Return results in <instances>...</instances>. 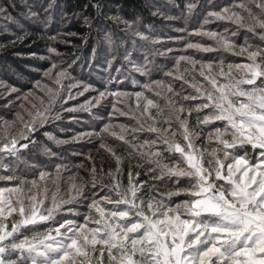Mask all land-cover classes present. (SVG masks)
Here are the masks:
<instances>
[{"label":"snow or ice","instance_id":"1","mask_svg":"<svg viewBox=\"0 0 264 264\" xmlns=\"http://www.w3.org/2000/svg\"><path fill=\"white\" fill-rule=\"evenodd\" d=\"M25 7L26 12H19L16 0H0V50L25 44L32 35L27 22L38 23L46 32L51 13L59 5L49 0L42 6L43 16L32 5ZM83 7L79 18L89 28L91 11L97 19L104 17L117 27L123 24L125 34L140 40L162 47L183 44L181 49L165 47L155 55L183 54L176 55L174 70L164 73L171 79L150 81L141 85V91L128 92L109 86L123 83L117 77L102 81L100 88L74 80L70 69L79 57L67 67L63 60L58 62L64 55L55 47L59 32L48 37L53 43L47 54L28 53L32 59L47 62V67H35L40 78L27 93L17 96L27 102L20 105L22 112L0 127V171L10 173L0 175V181L14 182L0 187V264H264V0H233L219 10L207 11L198 27L177 29L166 40L134 30L140 17L126 19L120 0H87ZM198 7L203 6L188 0L182 16L193 15ZM159 14L158 10L153 13ZM218 21L234 27L222 32L205 28ZM242 31L245 38L238 43L233 37ZM248 34L260 43H250ZM104 36L111 47L113 33L105 31ZM191 37H206L213 43L193 42ZM60 42L69 43L66 38ZM188 50L230 53L246 62L226 63L222 56L196 58ZM117 55L105 57L108 68ZM123 58L136 72L148 74L147 56L145 64L138 65L125 49ZM65 80L74 82L65 84ZM175 81H181L178 88ZM0 87L8 95L19 91L2 81ZM144 90L156 97L163 94L164 103L149 98ZM85 93L95 95L65 107ZM109 97L111 111L99 117V128L75 132L66 139L47 131L43 135L58 148L83 145L95 137L100 141L97 151L108 153L115 168L98 170L89 155L86 159L93 163L85 169L86 176L79 171L65 176L70 168L79 170L83 165H69L63 152L45 145L44 154L53 170L33 165L31 179L16 174L11 162L19 161L23 150L31 151L46 125L64 119V113L96 116L93 110L104 107ZM122 97H135L136 107H119ZM193 113L195 122L191 123ZM118 117L136 124L112 123ZM68 119L82 122L76 115ZM139 133L151 135L141 139ZM108 136L129 146L128 157L138 159L137 167L148 165L145 174L151 184L138 179L141 173L133 171L131 163L127 184L122 182L125 158L106 142ZM72 155L82 153L73 151ZM165 181L187 187L159 192L157 182ZM180 196L185 198L173 201ZM73 204L86 209L82 221Z\"/></svg>","mask_w":264,"mask_h":264},{"label":"rangeland","instance_id":"2","mask_svg":"<svg viewBox=\"0 0 264 264\" xmlns=\"http://www.w3.org/2000/svg\"><path fill=\"white\" fill-rule=\"evenodd\" d=\"M188 2V0H156L153 2L154 6V12L159 11V15H153L157 19L165 22L164 26H150L147 24H144L141 22L134 25V30L138 29L139 31L144 32L146 35H149L150 37L160 38L161 40H166L168 35H176L177 29L187 27L189 31H191L193 28H196L199 26V23L203 21V17L206 14L207 11L211 10H219L220 7L229 5L233 3V0H220L219 2L217 0H211L207 4H201L197 2L199 5H202L203 7H198L196 13H194L191 16H182V12L184 9V4ZM182 5V7L180 6ZM43 6V5H42ZM39 10H34L39 13H41V16L44 15L43 7ZM36 8V7H35ZM153 12V13H154ZM70 22V19H67L62 11V9H56L51 13V17L48 20V27L46 30L47 36V42L45 43V46L43 47L42 51L38 53L39 55H45L47 54V47L49 44H52L53 42L48 39L50 36L56 35L58 32L61 34L63 32V28L66 27ZM26 27L30 30V32H42L41 26L34 22L30 21L27 22ZM123 24L119 25L118 29L115 31H108L106 29L100 30L96 28V31L100 32L101 38L99 39V44L95 47L93 50V53L89 60H87L85 65H82L80 61H76V63L72 64L73 57H65L63 55L61 58H58L59 60L64 61V66L67 67L68 64H72V67L70 69L71 76L74 78V80H81L85 83L92 84L93 87L100 88L102 81H107L110 77H117L120 80L123 81L121 84H113L109 85L112 88H119L123 91L128 92H134V91H141V85L144 83H148L150 81L154 80H169L171 78L165 77L164 73L170 69H173V65L175 63V57L178 54H183L181 52L174 51L172 54L161 56V55H155L154 53L159 51H164L165 47H172L173 49H181L183 48V44H174L169 43L165 45L164 47L161 46V44H153L151 40H140L139 38H135L131 36V33L125 34L123 31ZM166 27V28H165ZM225 27H229L230 29L233 28V25L228 24L227 22H213L208 25H205L206 29H212L219 32H222ZM105 31L113 33V41L114 44L109 47L108 43L105 40L104 33ZM64 34V33H62ZM61 34V35H62ZM57 37V41L55 42V46L57 44H60L63 39L61 37ZM245 38V33L242 31L237 37H233L234 40H236L238 43H243ZM249 42L252 44H258L260 43L257 39L251 36V34H248ZM133 39L135 40V43H133ZM190 39L193 40V42L199 41L201 43L205 44H211L213 41L208 40L206 37H191ZM121 40L124 41L123 45H121ZM125 49L131 52V60L138 65H144L145 64V56L148 57V63L146 65V68L148 70L147 75H141L139 72H136L133 64L129 63L128 61L124 60V52ZM2 50H0L1 53ZM117 55L116 60L113 61L111 68L107 67L105 57L108 56L109 59H111L112 55ZM188 54L194 55L196 58H203L208 59L209 57H216V56H222L225 60L229 59L228 56H231L230 53H197L194 50H188ZM27 59L32 60V65L29 67V72L31 74V79L28 81V83L23 84L22 81H16L14 79L13 83L11 81H4L2 75H0V81L3 82V85L5 86H11L19 91L17 93H12L11 95H8L4 92V87H0V93H4L2 96H0V127H3V121H13L16 120V114L18 112H22V109L20 108V105L22 103H27L26 101H23L21 99H17L18 95H22L23 93H27L33 85V82L36 79H39L38 73L34 70L37 65L43 64L45 67H47V62H42L39 60H35L30 58L29 56H25ZM237 59V58H236ZM231 62L235 63L236 61L234 59H230ZM246 62L245 58L239 57L238 62L236 63H242ZM183 67V63L181 65V68ZM116 69H119L120 71L117 72ZM174 70V69H173ZM13 80V79H12ZM133 80L136 81L135 84H133ZM74 81L65 80L64 83L68 84ZM181 81H175L174 86L179 87ZM191 91V89H188ZM75 91V89L73 90ZM145 91V95L149 98L158 99L161 104L164 103L163 94L161 97H156L153 92ZM90 95H95V93H85L84 96H80L75 100H69L68 104L65 105V107H70L75 104L83 103L86 98H88ZM112 100V97H109L107 101L103 102L104 107L100 109H94L93 111L97 113L96 116H92L89 113H64V119L61 121H57L56 123L52 125H46L42 130H45L46 128L52 127L55 129V132L53 133L55 136H57L60 139H66L68 137H71L75 132L89 130L92 127L99 128L100 126V119L99 117L101 115L106 116L108 111H111V105L109 101ZM131 105L132 107H136L137 101L135 97H131L130 99L127 97H122L119 103V107L124 108L127 110L128 106ZM194 114V113H193ZM192 114V116H193ZM76 115L81 118V123L77 124L75 122L69 121L68 117ZM190 122L192 123V119L190 118ZM18 123V122H17ZM112 123L114 124H120L125 123L128 125H135L136 121L133 119H130L128 117H118L114 118L112 120ZM61 129H64V131H61ZM118 130V129H117ZM151 134L148 133H139V136L141 139L150 136ZM46 138V137H45ZM107 143L112 144L115 147V151L122 155L124 159L123 168L126 167L129 163L133 162V164L138 163V159L136 158H129L128 157V151H130V148L128 145L123 144L122 142L114 140V138L108 136L106 139ZM200 141H198L199 143ZM50 143L55 147L58 148L53 144L52 141ZM100 141L96 139L95 137L92 138L91 142L86 144H68V145H62L59 147L60 150H68V147L72 148L69 153L64 154L66 162L69 163V165H83L82 168L79 170L72 167L70 168V172L64 173L65 176H69L77 171H79L80 176H86L85 169L91 167L93 161L87 160V156L93 157V160L95 162V165L97 169L99 170L102 165L99 167L97 165L98 157L97 156H105V161L107 163H110L111 168H115V161L109 156L108 153H106L103 149H100L97 151ZM45 146V145H44ZM44 146L41 147V160L35 162L34 160L23 158V153L20 157L19 161H12L11 167L15 169L17 175H21L23 177H27L28 179H31L33 176V172L35 171L33 169V165H37L39 167H43L47 171H52L53 166L48 163L49 157L44 154ZM48 147V146H47ZM29 150H23V152H28ZM54 151V150H53ZM73 151L76 153H82V155H72ZM61 152V151H60ZM35 162V163H34ZM5 163H8V161H5ZM55 161H53V164ZM143 163V162H140ZM104 165V164H103ZM143 166H148L144 164ZM10 173L0 171V175H7ZM14 182H5L0 181V187L2 186H11ZM126 185V184H125ZM64 190H67V185H63ZM71 207L75 208L77 212L81 214L79 219L82 221L83 213L86 211V209L82 205L73 204ZM62 215L65 218L68 219H77L76 216L69 215L67 213H62ZM57 219L59 220L60 217L58 216Z\"/></svg>","mask_w":264,"mask_h":264},{"label":"trees","instance_id":"3","mask_svg":"<svg viewBox=\"0 0 264 264\" xmlns=\"http://www.w3.org/2000/svg\"><path fill=\"white\" fill-rule=\"evenodd\" d=\"M156 0H120L121 4L123 5V13L122 15L128 20H134L136 17H140L141 22L150 26H164L165 22L157 19L153 16L154 6L153 2ZM211 0H196L201 4H207ZM218 2L220 0H217ZM49 0H16L17 9L16 11L19 12H26L27 8L25 5H32L33 10H39L41 6L46 7ZM87 3V0H57V4L59 5L58 9H62L65 17L70 19V22L66 27L62 30L64 34H60L62 39H67L69 41L68 44L60 43L57 44L58 51L65 55V57H79L77 61H80L82 65H85L87 60L91 57L93 50L99 44V39L101 38L100 32L96 31L97 29L103 30L106 29L108 31H115L118 27L111 21L105 19L104 17L95 18L94 12H89L88 14L93 17L92 19V27L89 28L86 26L82 19L79 18L80 14L84 11V5ZM182 7V5H180ZM36 7V8H35ZM15 14V13H14ZM161 25V26H160ZM166 28V27H165ZM32 35L30 38L25 41V44L17 46V48H9L7 51H1L0 53V75H2L4 81H11L13 83L14 79L16 81H22L23 84L28 83L31 79V74L29 72V67L32 65V60L27 59L28 53L30 51H35L40 53L47 42L48 34L46 32H31ZM68 33H75L76 35H66ZM83 38V39H82ZM34 41V43H33ZM86 41V43H85ZM30 46V47H29ZM15 52H22L24 53L23 56H17ZM227 62H231L230 59H234L238 62V58L236 56H228ZM237 58V59H236ZM235 62V63H236ZM13 79V80H12ZM195 113L191 117L192 123L195 122ZM55 132V129L52 127L46 128L45 130H41L39 134H37V144L31 149V151L23 152V158H27L28 160H34L35 162L41 160V147L47 145L54 151L63 152L64 154L69 153L72 149L68 147V150H60L59 148H55L50 141L45 138L43 132ZM201 135H204L203 133ZM250 156L253 155L252 149L249 148ZM98 161L97 165L99 167L102 165L100 169L107 171L110 166V163L105 161V156H97ZM34 162V163H35ZM104 164V165H103ZM133 171H138L141 175L138 177L141 181H147L149 184L152 183L149 176L146 175V171L148 166H141L137 167L136 164H133ZM129 164L126 165L124 176L122 177V182L127 184V170ZM177 187H187L186 184L182 185H175L171 182L165 181L163 183L157 182V190L159 192H167V191H175ZM147 191V189H145ZM184 196L180 197H173L174 202H179L180 200L184 199Z\"/></svg>","mask_w":264,"mask_h":264}]
</instances>
